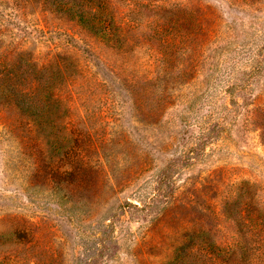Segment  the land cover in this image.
Segmentation results:
<instances>
[{
    "label": "rangeland",
    "instance_id": "1",
    "mask_svg": "<svg viewBox=\"0 0 264 264\" xmlns=\"http://www.w3.org/2000/svg\"><path fill=\"white\" fill-rule=\"evenodd\" d=\"M96 1L0 0V264H264V0Z\"/></svg>",
    "mask_w": 264,
    "mask_h": 264
},
{
    "label": "trees",
    "instance_id": "2",
    "mask_svg": "<svg viewBox=\"0 0 264 264\" xmlns=\"http://www.w3.org/2000/svg\"><path fill=\"white\" fill-rule=\"evenodd\" d=\"M40 1L46 4L45 7H48L51 11L66 12L65 15L70 19L94 26L90 30L101 40H115L119 34L118 28L114 25L113 16L108 15L105 11L103 1H96V3H94V0ZM23 55V53H20L16 60L9 65H7V59L2 55L0 56V105H21L20 108L25 107L28 110L37 106L31 104L32 101H29L27 93L24 92L25 87L20 84H30L31 80L36 85L40 84V80L37 78H40L39 75L43 76V72H41L43 66L39 67ZM30 67L34 69L31 70ZM31 74H35V77H31ZM248 223H250L248 228L256 233L264 230V209H259L253 213Z\"/></svg>",
    "mask_w": 264,
    "mask_h": 264
}]
</instances>
